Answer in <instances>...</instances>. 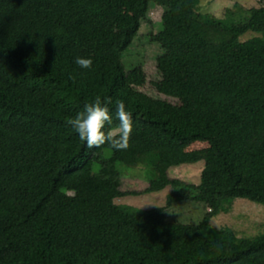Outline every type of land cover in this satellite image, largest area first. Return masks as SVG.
<instances>
[{
  "label": "trees",
  "instance_id": "trees-1",
  "mask_svg": "<svg viewBox=\"0 0 264 264\" xmlns=\"http://www.w3.org/2000/svg\"><path fill=\"white\" fill-rule=\"evenodd\" d=\"M38 1L0 0V264H264V234L211 224L223 199L264 205V0L241 25L202 12V0ZM103 18L114 28L102 31ZM147 25L156 31L143 36ZM250 31L260 35L242 41ZM142 38L162 49L159 98L100 56ZM96 96L112 99L114 125L116 100L131 111L127 150L89 149L68 125ZM196 141L210 144L200 183L172 179ZM118 163L145 166L152 191L173 186L168 205L204 203V218L119 204Z\"/></svg>",
  "mask_w": 264,
  "mask_h": 264
},
{
  "label": "rangeland",
  "instance_id": "rangeland-1",
  "mask_svg": "<svg viewBox=\"0 0 264 264\" xmlns=\"http://www.w3.org/2000/svg\"><path fill=\"white\" fill-rule=\"evenodd\" d=\"M33 1L39 2L38 0ZM259 7L261 4L257 0H202L201 3L202 12L225 17L233 25H241L246 22L251 15V10ZM163 16L162 6H156L150 11V19L154 24L161 22ZM121 19L127 25L130 24V13L127 10H122ZM42 22L50 23L51 20L43 19ZM99 25L102 31H109L114 28L115 24L107 18H103L99 21ZM151 26H143L141 34L144 36L151 30L156 31V28ZM256 35L260 34L250 31L241 39L245 41ZM161 54V47L145 38L134 41L124 53L116 50L100 51V56L107 63L120 60L125 67L131 86L154 98L161 96L157 91V85L163 78L159 67ZM238 55V50L221 53L222 57L232 62L237 60ZM209 147L208 142L196 141L192 143L185 149L180 165L170 169L169 176L172 179L181 180L187 185H198L201 181V173ZM0 151H9L7 143L1 140ZM96 167H99L98 164ZM117 168L122 183L121 190L126 193L117 200L119 204L143 210L165 208L170 219L189 223H198L204 218L207 209L202 202L189 199L168 205V197L174 189L173 186H168L161 191L150 190V181L153 177L146 173L145 166H127L118 163ZM211 224L217 228H231L240 238H257L264 234V205L242 198L223 199L221 213L212 218Z\"/></svg>",
  "mask_w": 264,
  "mask_h": 264
},
{
  "label": "clouds",
  "instance_id": "clouds-1",
  "mask_svg": "<svg viewBox=\"0 0 264 264\" xmlns=\"http://www.w3.org/2000/svg\"><path fill=\"white\" fill-rule=\"evenodd\" d=\"M74 62L83 69H91L93 65V59L88 57L77 56ZM112 103L111 98L102 99L96 96L83 106L82 111L67 120L79 139L86 142L87 148L99 149L108 145L121 151L130 147L133 115L123 100H116L115 118L118 123L114 125L112 110L109 107Z\"/></svg>",
  "mask_w": 264,
  "mask_h": 264
}]
</instances>
